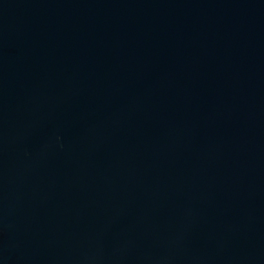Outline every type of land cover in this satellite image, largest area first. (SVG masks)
I'll list each match as a JSON object with an SVG mask.
<instances>
[{"label": "water", "instance_id": "obj_1", "mask_svg": "<svg viewBox=\"0 0 264 264\" xmlns=\"http://www.w3.org/2000/svg\"><path fill=\"white\" fill-rule=\"evenodd\" d=\"M0 264H264V0H0Z\"/></svg>", "mask_w": 264, "mask_h": 264}]
</instances>
